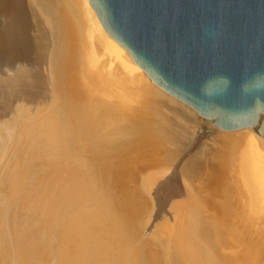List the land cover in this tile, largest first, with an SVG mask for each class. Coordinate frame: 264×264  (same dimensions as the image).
<instances>
[{
    "label": "bare ground",
    "instance_id": "obj_1",
    "mask_svg": "<svg viewBox=\"0 0 264 264\" xmlns=\"http://www.w3.org/2000/svg\"><path fill=\"white\" fill-rule=\"evenodd\" d=\"M180 101L90 0H0V264H243L229 217L264 213V112L224 130Z\"/></svg>",
    "mask_w": 264,
    "mask_h": 264
},
{
    "label": "water",
    "instance_id": "obj_2",
    "mask_svg": "<svg viewBox=\"0 0 264 264\" xmlns=\"http://www.w3.org/2000/svg\"><path fill=\"white\" fill-rule=\"evenodd\" d=\"M161 88L219 128L264 112V0H90Z\"/></svg>",
    "mask_w": 264,
    "mask_h": 264
},
{
    "label": "rangeland",
    "instance_id": "obj_3",
    "mask_svg": "<svg viewBox=\"0 0 264 264\" xmlns=\"http://www.w3.org/2000/svg\"><path fill=\"white\" fill-rule=\"evenodd\" d=\"M106 76L108 77V74H106ZM123 94H121V96H122ZM133 98V100H137V94L134 92L133 93V95H132V97H131V99ZM173 98V97H172ZM175 100V99H174ZM175 101H177V100H175ZM179 102V101H178ZM133 103H135V102H133ZM180 103H181V101H180ZM198 117V116H197ZM199 119H201L200 117H198ZM203 120L204 119H201V121L203 122ZM205 123V122H204ZM206 124V123H205ZM209 125H213V124H210L209 123ZM220 133V132H222V131H217L216 132V130L214 131V133ZM238 158H239V156H237ZM238 158H237V161H235V159H233L234 161H232L233 162V165H234V167H233V165L232 166H230L231 168L230 169H232V168H235V165L236 164H234V162H238L237 164H238V166L240 165L239 164V160H238ZM232 162H231V164H232ZM238 168V169H237ZM236 168V170L235 169H232V170H230L229 169V175H228V173H227V175H228V179H227V181L229 182V187H228V185H227V183H226V185H225V187L227 186L228 188H231V189H229V191L231 190H233L234 191V193H232L231 191L229 192V195L232 193V194H235V192H240L241 193V191L244 189V188H242L241 186H242V182L239 184L240 186L239 187H241L240 189H239V187H238V185H234V183L235 184H238L239 182H233V181H238L240 178L243 180V183H244V179L242 178V173H240V167H237ZM225 169V168H224ZM233 170H235L234 171V173L235 174H232V177H231V175H230V171H232L233 172ZM239 170V171H238ZM237 172H239V173H237ZM241 177H240V176ZM237 176H239L240 178H238ZM237 177V179L236 180H234L235 178ZM129 179V178H128ZM231 179V180H230ZM241 179H240V181H241ZM231 183H232V186H231ZM237 186V187H236ZM244 186V185H243ZM224 187V186H223ZM236 187V188H235ZM227 188V189H228ZM233 188V189H232ZM235 188V189H234ZM236 189H238V190H236ZM236 190V191H235ZM240 190V191H239ZM238 192L235 194V195H237L238 194ZM243 192H244V190H243ZM239 193V197H237V196H235V195H233L234 197H236L237 199L239 198L240 200H238V201H236L237 203L240 201H243V199H245V197H244V195H245V193L243 194V193H241L240 194ZM231 194V195H232ZM230 195V196H231ZM241 195V196H240ZM228 196V195H227ZM229 197V196H228ZM242 197H244V198H242ZM220 198L219 197H217V200H219ZM242 199V200H241ZM222 201H225V202H227V200L225 199V198H222ZM235 202V198H229V202H227V203H229V211L230 212H235L234 210H237L236 209V207H237V203ZM242 203V202H241ZM241 203H240V205H241ZM239 205V206H240ZM242 205H243V203H242ZM240 206V210H238L239 212L241 211V208L242 207H244V205L243 206ZM236 206V207H235ZM238 209H239V207H238ZM232 210V211H231ZM243 211V210H242ZM244 211H245V209H244ZM237 212V211H236ZM238 212V213H239ZM246 212V211H245ZM245 212H243V214L244 215H246V213ZM221 213V212H220ZM249 213V212H248ZM257 213V212H256ZM262 213V212H261ZM261 213H259V214H261ZM230 215H231V213H229ZM240 214V213H239ZM242 214V213H241ZM250 214V213H249ZM249 214H247L246 216H244V215H240V216H238L237 215V213L236 214H233L232 213V215L229 217V222H234L235 223V225L237 224H239V227L241 228V229H237V233H239L240 234V232H241V230L243 231V232H241L242 234H240V236H238V234L237 233H235L234 235L235 236H238V237H235L236 239H237V241L235 240L234 242H233V240H234V236H232V235H229V236H232V237H229L230 239H232V241L229 239V242H231V243H229V245H230V249H229V257L232 259L233 258V254H236V255H238L239 254V256L241 255V256H243V257H245V260H244V262H243V264H261L262 262L264 263V217H262V218H260L259 220H261V221H263L262 223H260V225L258 226V225H256V227H254L253 225H255L254 224V221H255V219H254V215H255V213H252L250 216H248ZM259 214H256L255 216H257L258 215V217L260 216ZM221 215H222V213H221ZM234 215H236V216H234ZM262 216L264 215V213L263 214H261ZM238 216V217H237ZM248 216V217H247ZM251 216L253 217V218H251ZM231 217H233L234 218V220L235 221H233V219H231ZM237 217V218H236ZM250 217V218H249ZM222 218V217H221ZM248 218V219H247ZM231 219V220H230ZM250 219H252L251 221H250ZM254 219V220H253ZM263 219V220H262ZM251 223H250V222ZM252 221H253V223H252ZM238 222H240V223H238ZM248 225H247V224ZM250 225H252V226H250ZM258 226V227H257ZM254 228L256 229V230H254ZM258 229H259V231H258ZM236 231V230H235ZM240 231V232H239ZM249 231H250V233H251V235H250V233H249ZM256 231V232H255ZM258 232H260V233H258ZM246 233H249V235L252 237V239L251 240H249V239H247L246 240V238L247 237H245V236H243V234H246ZM237 234V235H236ZM262 235V237L261 236H257V235ZM248 234H247V236H249ZM256 235V236H255ZM254 237H259V239L258 238H255V240H254ZM259 240V242H258V240ZM257 240V241H256ZM232 247H234V248H232ZM235 258V259H234ZM233 259H232V262H234L233 264H237V262L236 261H238V264H242L241 263V261H239V259L237 258V257H234ZM236 258H237V260H236ZM241 259V258H240ZM263 259V260H262ZM234 260V261H233ZM260 261H261V263H260ZM229 264H231V260H229Z\"/></svg>",
    "mask_w": 264,
    "mask_h": 264
}]
</instances>
